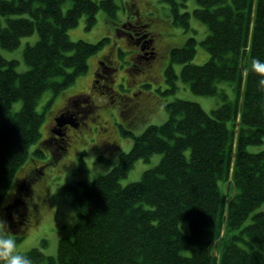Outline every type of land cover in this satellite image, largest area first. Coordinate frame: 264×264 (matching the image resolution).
Returning a JSON list of instances; mask_svg holds the SVG:
<instances>
[{
    "label": "trees",
    "instance_id": "16d2710c",
    "mask_svg": "<svg viewBox=\"0 0 264 264\" xmlns=\"http://www.w3.org/2000/svg\"><path fill=\"white\" fill-rule=\"evenodd\" d=\"M66 1L0 0L3 48L16 49L23 37L35 31L39 35L24 48L30 66L26 71L0 53V207L29 148L41 139L40 97L48 88L56 92L72 84L86 71L88 57L105 43L73 41L69 30L83 16L86 27H93L100 10L117 20V0H71L64 12ZM161 1L170 6L174 23L185 30L192 16L207 25L209 32L201 41L210 53L205 63L193 62L195 37L175 47L172 57L183 64L180 76L193 92L219 95L223 103L208 113L199 103L178 98L166 104L168 118L163 123L151 124L138 135L125 128L134 143L114 168L91 182L63 186L79 220L73 236L59 240L55 258H45L35 247L27 251L35 264H264V252L253 248L264 241V211L254 212L264 203V93L258 91L255 75L245 69L246 58H264V0H196L192 13L181 11L188 0ZM134 3L127 1L128 9ZM129 14L125 21H140L133 27L153 39L152 17L140 16L139 10ZM99 77L93 88L103 93L105 89H96ZM167 77L175 82L179 75L171 72ZM221 81L234 85L236 100L220 90ZM18 100L23 104L15 111ZM125 110L129 112L128 107ZM57 139L50 132L40 142L45 147L35 149V157H44L46 148H52V157L59 147L65 149ZM155 153L163 154L157 166L145 170L137 181L121 183L139 159L149 160ZM38 168L32 165L18 182L15 197L5 208L7 220L13 222L7 208L17 209L20 198V205L29 207V193L41 177ZM220 181L229 182L234 193L224 191ZM28 220L23 214L14 222L24 225ZM184 220L188 231L181 228ZM217 245L222 248L218 254Z\"/></svg>",
    "mask_w": 264,
    "mask_h": 264
},
{
    "label": "rangeland",
    "instance_id": "374dc122",
    "mask_svg": "<svg viewBox=\"0 0 264 264\" xmlns=\"http://www.w3.org/2000/svg\"><path fill=\"white\" fill-rule=\"evenodd\" d=\"M127 1L135 2L132 9H128ZM117 3L119 9L115 22L100 10L93 27H86V16H83L77 26L69 30L73 41L81 39L96 43L103 40L105 43L88 57L89 65L86 71L79 74L72 84L59 88L56 92L48 88L40 97L37 111L44 113L40 125L41 139L29 148L28 159L22 170L17 172L0 207V218L7 222L9 219L6 218L5 208L13 201L18 182L32 165L39 167L41 177L33 186L32 193H29L28 199L31 198L29 207L26 208L25 204L20 205L21 198L17 203V209L8 207V214H11V219L14 220L13 222L9 220L10 225L8 222L7 224L18 237V244L22 250L38 248L45 254V258H55L59 240L72 237L74 226L79 220L78 209L68 199L63 186L78 181L91 182L97 176L114 168L119 163L121 154L128 152L134 143V138L124 133L125 128L133 135H138L149 125L166 121L167 109L163 117L153 116L154 107L159 102L166 105L178 98L187 99L199 103L208 113L223 103L219 95L193 92L180 76L183 64L176 62L172 57V50L175 47H181L190 37H195L198 43L193 62L203 64L210 58L209 51L201 44L209 32L205 23L192 16L190 27L185 30L174 23L170 6L161 0H117ZM186 4L181 7L182 12L192 13L198 6L196 0H188ZM71 5V0H67L63 4V11L66 12ZM131 10L132 12L139 10L142 17L148 15L152 17L150 29L153 32V39L150 40L148 32L141 33V30H135L132 25L125 22V19L130 17ZM121 22L129 27L119 26ZM107 37L109 40L105 39ZM38 38V32L35 31L32 35L23 37L16 49L9 50L0 45V53L8 59L17 60L19 71H26L30 66L24 59V48L27 44L36 42ZM152 46L153 55L150 54L153 51ZM171 72L179 75L175 82L173 78L169 80L167 77ZM99 73L101 77L100 82H95L98 84L96 89H105L103 93L95 92L93 88L94 78ZM54 80L61 81L62 78L56 77ZM218 85L220 90L226 92L229 100H236L237 93L232 83L221 81ZM121 94H124L122 98ZM126 95L130 99L126 100ZM111 101L115 103L112 104ZM22 104V100L16 101L13 109L18 111ZM127 106L132 114L130 116V112L125 110ZM66 109L70 112L61 114ZM75 110L80 111L82 124H74L75 120L68 116ZM57 116L59 122L56 120ZM56 123L59 128L64 123H72L65 128V138L59 139V143L65 149L59 147L55 150L58 152L52 157L50 151L52 148H46L44 157L41 159L35 157V149L45 147V143L40 142L48 138ZM250 149L255 150L256 147L250 146ZM162 158V153H155L149 160L139 159L121 183L127 185L141 179L144 171L157 166ZM38 162L46 164L40 167ZM27 180L28 178L23 181ZM230 185L229 182L220 181L224 191H228ZM229 193H234V189L229 190ZM258 211H264V203L254 212ZM23 214H28L29 220L24 225L15 223V218ZM250 219L251 217L245 224L250 222ZM181 228L188 231L187 221L181 222ZM253 248L264 252V241L254 244ZM216 249L217 254L221 253L220 245H217Z\"/></svg>",
    "mask_w": 264,
    "mask_h": 264
},
{
    "label": "clouds",
    "instance_id": "9594fccd",
    "mask_svg": "<svg viewBox=\"0 0 264 264\" xmlns=\"http://www.w3.org/2000/svg\"><path fill=\"white\" fill-rule=\"evenodd\" d=\"M245 69L255 75L256 87L258 91L264 93V58L259 56L246 58ZM261 107L264 108V104ZM165 110V103L159 102L154 107L153 116L163 117ZM0 264H35L33 257L21 249L18 237L13 234L7 222L2 218H0Z\"/></svg>",
    "mask_w": 264,
    "mask_h": 264
},
{
    "label": "flooded vegetation",
    "instance_id": "af4514ba",
    "mask_svg": "<svg viewBox=\"0 0 264 264\" xmlns=\"http://www.w3.org/2000/svg\"><path fill=\"white\" fill-rule=\"evenodd\" d=\"M126 23H128L130 26L132 25V26H134V24H136V23H139L140 21H138V20H126L125 21ZM124 23V22H123ZM123 23H121L123 26H126V25H124ZM127 27H129L128 25H127ZM135 30H137V29H135ZM143 61V60H142ZM135 66H137L136 64H135ZM97 69V68H96ZM97 75V74H96ZM99 75H101V73H99ZM95 79V78H94ZM125 94V93H124ZM124 94H121L120 95V98H122L123 96H124ZM128 95H126V97H127ZM127 99H130V97H127L126 98V100ZM114 101V100H113ZM113 101H111L112 102V104L113 103H115V102H113ZM110 102V103H111ZM126 105H128V104H126ZM128 107V106H127ZM128 111L130 112V110H129V107H128ZM67 112H70L68 109H66V110H64L63 112H61V114L62 113H67ZM80 113V111L79 110H75L73 113H70V115L68 114V116L72 119V120H75V122H74V124H82V122H83V120L81 119L82 118V116L79 114ZM58 117V116H57ZM57 120V119H56ZM90 123V122H89ZM67 124V125H66ZM72 123H70V124H68V123H64V125L62 126L61 125V127L59 128V125H57V123L54 125V129H53V131L52 132H54L55 133V135H56V137L58 138V139H63V137L64 136H66V131H65V128H68V126L69 125H71ZM91 125V124H90ZM58 139L56 140V142L58 141ZM30 173V172H29ZM36 173L35 172V170H33V172H32V174H31V176L32 175H34V174ZM28 177L26 176V178L25 179H27Z\"/></svg>",
    "mask_w": 264,
    "mask_h": 264
},
{
    "label": "water",
    "instance_id": "95a60500",
    "mask_svg": "<svg viewBox=\"0 0 264 264\" xmlns=\"http://www.w3.org/2000/svg\"><path fill=\"white\" fill-rule=\"evenodd\" d=\"M57 121L59 122V119H58V117H57ZM64 121V120H63ZM67 122H69V120H67ZM62 123V122H61Z\"/></svg>",
    "mask_w": 264,
    "mask_h": 264
}]
</instances>
